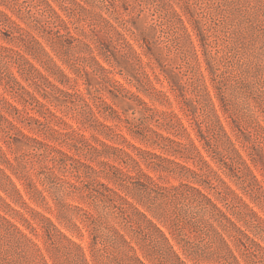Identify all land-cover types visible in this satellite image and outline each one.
I'll return each mask as SVG.
<instances>
[{"label":"rangeland","instance_id":"rangeland-1","mask_svg":"<svg viewBox=\"0 0 264 264\" xmlns=\"http://www.w3.org/2000/svg\"><path fill=\"white\" fill-rule=\"evenodd\" d=\"M47 2L66 21L73 35L81 37V32L84 29L90 34L94 33L96 38L100 37L102 41L111 44L110 48L112 47L114 54L121 62V67H112L109 62L115 61L113 55L107 61L98 50L95 51L100 63L106 68L112 69V73L107 74V78L111 82L116 80L121 85L117 96L112 93L114 91L113 85L104 80L106 79L104 74H86L84 77L78 78L77 81L73 80L71 87L66 86L71 91H83L95 110H98L97 106H100V110H104L100 98L119 110L121 119L117 115H111L110 111L107 110H105L106 113L113 116V119L111 117L105 119L98 113L100 119L108 124H113L117 132L112 137H105L103 134L97 133L92 127L83 126L78 121L81 119L79 108L71 109L61 100H55L57 105L51 103L50 106L57 115L61 116L72 127L60 123L52 116L46 117L44 126H38L37 123H30L28 120L23 121L22 116L17 119L16 114L10 115L5 110L8 117L26 134L52 144L83 161L86 159L85 155L70 149V141L62 135L64 132L75 129L78 133L89 137L93 142L95 140L92 134H96L107 143L123 148L135 156L137 154L133 145L166 155L164 150L158 149L146 140L134 137L128 131L125 119L138 121L137 123L142 125L141 128L145 126L143 125V118H139L142 116V112L137 101L123 97V94L128 91L129 94H134L145 101L149 107L160 112H168L170 119H173L174 113L178 114L215 170L231 187L244 196L245 200L264 220V194L262 192V188L264 191V0H0V70L3 69L2 72L12 73L22 84L31 89H34V85H29L32 81H28L26 75L20 71L22 66L18 60L13 58L16 57L15 53L1 48V46H7L22 50V43L18 37L25 32L19 30L17 25L39 37L57 63L66 73L75 77V74L57 55L51 42L41 37L35 27V20L45 22L49 19L51 12ZM101 15L125 33L133 49L140 53L141 60L120 57L118 43L110 38L112 33L103 36L99 31L105 30L103 29L105 22L100 18ZM136 25L145 29L148 38L155 41L154 55L148 53L146 47L141 46L143 40L138 41L136 35L125 27H132L136 31ZM28 57L36 66L44 70L36 59L31 56ZM27 67L25 65L26 69H28ZM89 70L92 71L91 66H89ZM171 84L177 86L175 90L172 89ZM205 86L208 87L213 104H209L208 96L204 90ZM217 87H222L231 100L226 104V107L222 105L218 97ZM155 89L166 92L169 98L158 96ZM0 93L22 108V103L19 99L12 97L10 90L6 88L5 82L1 79ZM199 100H203V102L199 103ZM203 105H206L205 111L209 114L203 113ZM29 111L32 115L40 117L36 111L31 109ZM216 115L245 162L261 181V188L250 185L248 191L242 189L241 186H247L253 181V178L245 165L239 161H235L239 170V172H235L242 179H245V183L232 171L221 167L220 163L222 164L224 161L232 163L233 148L221 131ZM27 123H30L31 126H26ZM156 124L153 121L152 126L159 129ZM4 125L9 126L5 122ZM54 129H58L62 133H58ZM161 130L165 134H171L165 129ZM19 138V141L7 146L4 134L0 131V144L11 158L17 155H25L22 170L34 179L39 188L45 187L41 180L44 179L51 167L60 177L73 182L80 181L75 177L76 173L72 170L63 167V165H55L56 163L51 158L57 154L47 146L38 148L34 152L32 146L27 145L25 138L21 136ZM170 156L174 157L172 154ZM181 158L178 160H186ZM107 159L115 162L114 157ZM187 162L189 166H196L191 160ZM93 164L97 165L98 163L93 162ZM132 166L133 164L130 165L129 170L134 172ZM142 167L163 185H177L181 181L193 180H183L181 177L173 175H161L147 167L143 162ZM81 168L84 167L81 166ZM12 177L32 207L53 218L69 236L83 245L91 264H123V255L116 239L115 228L126 234H133L134 236L136 234L129 228H123L125 222L112 207V204L100 200L95 203L91 200H84L80 198L78 193L72 192L69 184L59 180L64 185L63 189L57 191L54 188L53 191L62 197L66 204L65 210L72 218V220H66L65 223H62L55 213L48 210L49 206L56 208L48 192L45 194L49 204L39 205L29 199L22 180L14 174ZM100 178L104 184L118 188L107 178L103 176ZM144 198L148 202H153L148 197ZM8 201L26 216H31L24 205L14 203L9 198ZM119 202L115 201L117 204ZM163 204L171 211L175 209L178 203L176 201H164ZM77 206L89 210L93 214L92 217L95 218H85L83 211L76 208ZM139 206L144 209L142 205ZM129 209L135 216L133 210ZM16 214H13L16 223L25 228L20 216ZM148 214L152 216L149 212ZM170 218L172 219V215ZM154 220L167 233L177 252L188 264H215L210 262L196 263L186 255L181 247V245H186L192 250L199 248L211 250L215 245H213L210 236L198 230L193 231L190 226L186 227L184 231L182 229V232L181 230L177 232L175 229L176 232L173 235L167 225L156 218ZM74 222L80 226L83 235L75 229ZM93 227H96L97 235H93ZM70 228H74V231ZM39 231L41 235L35 238L42 246L50 264H55L42 239V231ZM249 232L264 246V239L259 235L256 236L254 231L249 230ZM155 236L166 251L168 263L179 264L175 261V257L167 251L161 237L156 234ZM93 238H98L95 251L91 248ZM137 238L141 240L144 251L135 240H133V244L147 264H164L158 260L156 248L152 246V243L144 240L141 236ZM178 241H181V245ZM232 246L241 257L237 247L233 243ZM6 247V243L0 240L1 250L3 251ZM74 251L76 250L74 249ZM145 254L151 259H148L149 257H146ZM21 256L17 251L14 253L16 262L24 261ZM241 260L245 263L242 257ZM58 261L59 264H66L64 251H59Z\"/></svg>","mask_w":264,"mask_h":264},{"label":"trees","instance_id":"trees-1","mask_svg":"<svg viewBox=\"0 0 264 264\" xmlns=\"http://www.w3.org/2000/svg\"><path fill=\"white\" fill-rule=\"evenodd\" d=\"M47 4L51 12L49 19L45 20V22L35 20V27L41 37L51 42L57 55L75 74V77L66 73L45 48L39 37L17 25L19 30L25 32L18 37L22 43V50L7 46H1V48L15 53L16 57L13 58L20 62V66H22L20 71L26 75L28 81H32L33 84L28 83H30L29 85H34V89L22 84L12 73L2 72L3 69L0 70V74H2L0 79L5 82L6 88L10 90L13 98L19 99L22 103V108H20L0 93V131L4 134L7 146L19 141V136L25 138L27 145L32 146L34 152L38 148L47 146L52 152L57 154L51 158L56 163L55 165H63V167L72 170L76 173L75 177L80 179V181L73 182L60 177L55 169L51 167L44 179L41 180L42 185L45 186L41 189L34 179L22 170L25 155H17L11 158L0 144V240L7 245L3 251L0 248V264H50L42 246L35 238L41 235L39 230L42 231V239L55 264H59V251H64L66 264H91L83 245L69 236L53 218L32 207L27 202L25 195L13 180L12 174L22 180L25 192L33 202L39 205L49 204L45 194V192H48L56 206V208L49 206L48 210L51 213H55L58 220L62 223H65L66 220H72V218L65 210L66 204L62 197L55 194L56 191H53L54 188L57 191L63 189L64 185L59 180L69 184L72 192L78 193L80 198L84 200H91L94 203L100 200L112 204V207L125 222L123 228H129L130 231L136 234V236L126 234L115 228L116 239L123 255V264H147L138 254L137 248L133 244V240H135L142 251H144L141 240L137 238L139 236L152 243V246L156 248L159 261L164 264H175V262L168 263L169 259L166 256V251L159 244L155 234L161 237L167 251L175 257L177 263L188 264L177 252L167 233L157 224L154 218L167 225L173 235L176 230L177 232L180 230L182 232V229L184 231L186 227L190 226L193 231L198 230L210 236L213 245H215L211 250L202 248L192 250L186 245H181V241H178L186 255L196 263L264 264V246L249 232V230L254 231L256 236L259 235V237L264 239V220L245 200L244 196L231 187L215 170L211 161L202 153L196 140L191 136L188 127L178 114L174 113L173 119H170L168 112L157 111L149 107L138 96L129 94L126 91L123 97L137 101V105L140 106L142 112V116L139 118H143V125H145L143 126L144 128H141L142 125L137 123L138 121L125 119L128 131L134 137L146 140L158 149L164 150L166 155L165 153L145 150L133 145L137 154L135 156L123 148L107 143L96 134H92L95 140L93 142L89 137L78 133L75 129L70 132H64L62 135L66 136L67 140L70 141V149L75 150L78 154H84L85 161L52 144L26 134L23 129L8 117L7 113L10 115L16 114L17 119L22 116L23 121L28 120L30 123L35 122L38 126H44L46 117L52 116L60 123L72 127L61 116L57 115L50 106L51 103L57 105L55 100H61L71 109L79 108L81 119L78 121L83 126L92 127L97 133L103 134L105 137H112L117 132L113 124L111 125L101 120L98 113L105 119L110 117L113 119L111 115H117L121 119L119 110L102 98L100 99L104 110H100V106H97L98 110H95L83 91H71L66 86L71 87L73 80L77 81L78 78L84 77L86 74H104L107 80L103 79L113 85L114 91L112 93L117 96L121 85L118 81L111 82L107 78V74L112 73V69L106 68L100 63L95 51L98 50L100 55L107 61L113 55L115 61L109 62L112 67H121V62L114 54L112 47L110 48L111 44L102 41L100 37L96 38L94 33L90 34L84 29L81 32V37L73 35L66 21L60 17L50 3L47 2ZM100 18L105 22L103 28L105 30L99 31L103 36H106L105 34L107 33H112L110 38L118 43L120 57L141 60L140 53L133 49L125 33L120 31L106 17L101 15ZM125 27L136 35L135 37L138 41L143 40L141 46L143 48L146 47L148 53L154 55L155 41L148 38L145 29L137 25L135 26L137 28L136 31L132 27ZM93 32L95 31L93 30ZM28 56L36 59L44 70L36 66ZM25 65L28 66V69L25 68ZM89 66L92 67V71L89 70ZM171 87L175 90L177 86L171 84ZM217 89L218 97L222 105L226 107V104L231 100L222 87H217ZM204 90L208 96L209 104H213L208 87L205 86ZM155 91L158 96L169 98L166 92L156 89ZM200 102L202 103L203 100H199ZM205 107L206 105H203L202 110L207 115L209 113L205 111ZM29 109L39 113L40 117L32 115ZM5 110L7 113H5ZM105 110L110 111L111 115L107 114ZM153 121L157 123L156 125L159 129L152 126ZM4 122L8 123L9 126H5ZM217 122L233 148L231 153L232 163L224 161L222 164L220 163L221 167L229 169L235 176L242 179L237 174L239 170L237 169V163H235V161H239L245 165L253 178V181L248 183L247 186H241L242 189L248 191L250 185L251 187L258 186L261 188V181L245 162L218 116ZM30 123L25 125L30 127ZM161 129H165L171 134H165ZM39 130L37 131L39 132ZM54 131L62 133L58 129H54ZM124 139L126 140L125 136ZM169 153L174 157H171ZM101 157L103 158L102 160L100 159ZM110 157H114L115 162L120 164L107 159ZM178 158L186 160L179 161ZM189 160L196 166H189L187 162ZM93 162L98 164L95 165ZM142 162L161 175H173L179 176L183 180H193L181 181L177 185H163L143 169ZM131 164H133L132 169L134 172L129 170ZM81 166L84 168H81ZM102 176L110 180L118 188L104 184L100 178ZM242 180L244 183L246 182L245 179ZM262 192L264 194L263 188ZM144 197H148L153 202H148ZM8 198L14 203L24 205L31 216H26L13 207ZM115 201L120 202L117 204ZM164 201H176L178 204H176L174 210L169 211L163 204ZM139 205H142L144 209ZM76 208L83 211L85 218H95L92 217L93 214L89 210L79 206ZM129 208L133 210L135 216L132 215ZM168 212L171 213L168 214ZM14 213L20 216L25 228L16 223L13 218L15 217L13 216ZM171 215L172 219L170 218ZM73 225L81 234L80 226L76 222ZM73 229L72 231H74ZM93 235H97L96 227H93ZM232 243L240 251L245 263L237 254ZM97 244L98 238H93L92 250L95 251ZM16 251L22 255L21 259L24 260L23 262H16L14 258ZM145 255L149 257L147 254ZM148 259L151 258L149 257ZM62 261L64 262V260Z\"/></svg>","mask_w":264,"mask_h":264}]
</instances>
